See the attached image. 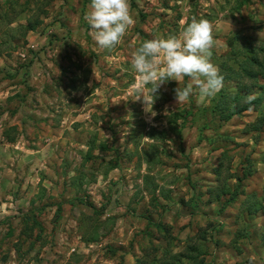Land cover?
Listing matches in <instances>:
<instances>
[{"label": "rangeland", "instance_id": "obj_1", "mask_svg": "<svg viewBox=\"0 0 264 264\" xmlns=\"http://www.w3.org/2000/svg\"><path fill=\"white\" fill-rule=\"evenodd\" d=\"M90 3L0 0V264H264V74L228 57L236 35L263 57L264 0H129L135 23L111 50ZM193 17L213 25L225 89L178 106L190 78L170 80L153 118L132 55ZM227 76L259 102L224 120Z\"/></svg>", "mask_w": 264, "mask_h": 264}, {"label": "clouds", "instance_id": "obj_2", "mask_svg": "<svg viewBox=\"0 0 264 264\" xmlns=\"http://www.w3.org/2000/svg\"><path fill=\"white\" fill-rule=\"evenodd\" d=\"M85 19L93 30V38L101 49H114L135 21L130 13L129 0H91ZM213 25L206 19L193 17L179 35L145 41L132 55V68L138 74L139 86L134 90L135 100H141L145 111L154 118L152 110L160 87L170 80L185 77L190 82L183 89L177 87V105L188 102L194 89L201 99L211 98L224 87V77L212 62L214 47ZM150 86L145 96V87ZM256 97L249 95L246 103Z\"/></svg>", "mask_w": 264, "mask_h": 264}, {"label": "trees", "instance_id": "obj_3", "mask_svg": "<svg viewBox=\"0 0 264 264\" xmlns=\"http://www.w3.org/2000/svg\"><path fill=\"white\" fill-rule=\"evenodd\" d=\"M238 40H239V37H238V35H236L235 37H234V42L235 43H237L238 42ZM241 40H239V42L236 44V48H235V43H232L231 44V46H232V49L231 50H233V51H231L230 53H228V55L230 54V56H228V57H231V61H233V62H235V60H236V58L237 57H246L247 59H246V65H244L243 63H240L239 61H237V63H238V69H240V70H246V69H252V75L251 76H257V75H259V76H261L262 74H264V62L262 63V60L264 61V49H261V52L263 53V57L262 58H260L259 56H258V53H255V54H252L251 56L252 57H249L247 54H243V53H241V46H240V44H241V42H240ZM254 50H258V48H254ZM226 57V56H225ZM228 57H226V58H228ZM225 58V59H226ZM233 58V59H232ZM223 68H224V72L227 70V69H229L230 70V68H228V66L226 67V64L223 66ZM253 69H255V70H253ZM239 74H240V72H239ZM247 76H249V75H247ZM250 77V76H249ZM239 78H237V77H232V78H229L228 76H227V79L225 78V82H235V81H237L238 82V92L237 93H235V95L233 96V98H231L229 101H228V103H229V105H231V104H233V106H232V111H231V113H229V114H227V115H219V117L221 118V119H224V120H228V119H230V118H232L233 116H235V115H239V114H241V113H243L244 111H246V110H248V109H250V108H252L253 107V105L255 104V103H258L259 102V100H257V99H255L253 102H252V104H249V103H247V104H245V105H242L243 104V101L250 95V90H248V89H246L248 86L247 85H244V84H240L239 83ZM260 88H262V89H264V87H262V86H260ZM223 89V88H222ZM224 89H225V87H224ZM247 90L246 91V93L245 94H243L242 93V91L243 90ZM252 92V91H251ZM264 92V91H263ZM212 100V99H211ZM230 107L229 106H226L225 107V109L226 110H228ZM203 112L204 113H206V115H210V116H217V115H212L213 114V111H207V110H203ZM176 114V113H175ZM177 115V114H176ZM205 115V114H204ZM209 116V117H210ZM242 179V178H241ZM241 179H239V180H241ZM209 192H211V193H213V190L212 191H208V193ZM207 195V194H206ZM201 196H204V195H201ZM213 196V195H212ZM263 198H264V196H263ZM199 247H195V251L196 252H199ZM181 256H184L185 258H187V259H191V260H193V263L194 264H198L199 262L197 261V257H194L193 255H191L190 253L189 254H181ZM178 259V258H177ZM165 263V262H164ZM202 263V262H201Z\"/></svg>", "mask_w": 264, "mask_h": 264}, {"label": "crops", "instance_id": "obj_4", "mask_svg": "<svg viewBox=\"0 0 264 264\" xmlns=\"http://www.w3.org/2000/svg\"><path fill=\"white\" fill-rule=\"evenodd\" d=\"M237 33V31L234 32V35ZM7 160V159H6ZM8 162V161H7ZM2 165H3V169L0 170V173H2V176L0 177V184H2V182H7V176L9 174V170L7 169L8 166L5 165V162L4 161H1Z\"/></svg>", "mask_w": 264, "mask_h": 264}]
</instances>
